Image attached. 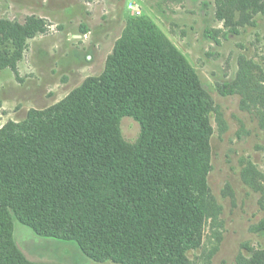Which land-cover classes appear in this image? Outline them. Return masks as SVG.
<instances>
[{
  "label": "trees",
  "instance_id": "trees-1",
  "mask_svg": "<svg viewBox=\"0 0 264 264\" xmlns=\"http://www.w3.org/2000/svg\"><path fill=\"white\" fill-rule=\"evenodd\" d=\"M216 1L233 33L236 12L242 23L264 12L262 0ZM38 32L46 28L37 18L25 26L0 21V68L17 71L27 39ZM8 40L10 58L2 50ZM248 78L255 79L253 69H242L221 94L241 93L248 107L251 97L241 90ZM215 111L195 70L157 25L131 18L101 75L0 129V264H43L15 245L14 218L40 236L77 243L97 262L189 264L212 208ZM125 117L140 125L134 144L122 136ZM254 232L264 233V221ZM246 249L251 257L241 256L243 264H264V251Z\"/></svg>",
  "mask_w": 264,
  "mask_h": 264
},
{
  "label": "rangeland",
  "instance_id": "rangeland-1",
  "mask_svg": "<svg viewBox=\"0 0 264 264\" xmlns=\"http://www.w3.org/2000/svg\"><path fill=\"white\" fill-rule=\"evenodd\" d=\"M218 9L216 0H0V21L25 26L37 18L46 28L27 39L17 71L0 68V129L101 75L133 17L150 18L190 63L216 111L207 178L212 208L189 264H243L241 256L251 257L246 247L264 251V233L254 232L264 221V12L243 23L236 12L233 33ZM2 50L10 58L12 41ZM244 68L255 76L241 86L248 107L241 93L221 94ZM140 132L133 118L122 119L126 142L136 143ZM13 240L32 263L116 264L89 258L75 242L40 236L16 218Z\"/></svg>",
  "mask_w": 264,
  "mask_h": 264
}]
</instances>
